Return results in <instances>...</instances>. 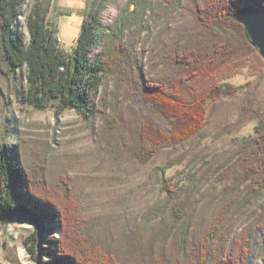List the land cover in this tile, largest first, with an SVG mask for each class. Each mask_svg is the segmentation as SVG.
I'll list each match as a JSON object with an SVG mask.
<instances>
[{
  "label": "rangeland",
  "instance_id": "1",
  "mask_svg": "<svg viewBox=\"0 0 264 264\" xmlns=\"http://www.w3.org/2000/svg\"><path fill=\"white\" fill-rule=\"evenodd\" d=\"M209 1L145 0L136 15L128 14L122 40L110 41L111 29L132 4L110 0L91 53L92 59L103 51L111 55L110 70L100 75L93 116L76 110L58 114L54 104L39 110L24 100L27 68L1 73L0 142L10 159L40 178L54 197H65L68 205L63 202L61 211L69 218L67 226L72 212L78 213V237L70 241L76 247L101 249L122 264H225L247 231V264L264 263L259 230L264 190L248 180L244 163L264 115V60L244 30L202 24L198 8ZM87 2L41 0L65 52L76 45ZM32 7L26 2L17 22L27 38ZM125 47L132 55L123 70L116 53ZM196 49L202 58L214 59L212 75L194 82L199 95L215 81L240 91L208 106L199 134L161 148L142 164L133 150L143 121L165 133L174 128L144 96L145 84L179 82L189 73L182 56ZM61 211L51 223L20 213L0 222V264H77L74 257L62 262L55 244L66 234L71 239L69 229L63 236ZM212 234L204 260L203 240Z\"/></svg>",
  "mask_w": 264,
  "mask_h": 264
},
{
  "label": "trees",
  "instance_id": "2",
  "mask_svg": "<svg viewBox=\"0 0 264 264\" xmlns=\"http://www.w3.org/2000/svg\"><path fill=\"white\" fill-rule=\"evenodd\" d=\"M28 1L33 3L27 17L29 38L20 31L17 23L21 16L20 10ZM87 1L80 35L72 52L68 53L61 47L58 31L50 30L48 9L43 6L41 0H0V75L2 72L14 74L27 68L24 100L39 110H46L54 104L58 114L66 110H76L86 116L96 114L93 105L99 90L100 75L110 70L111 55L103 51L92 59L91 53L98 46L97 33L102 25L101 15L110 0ZM131 1V7L123 10L117 24L111 29L110 41L122 40L129 25L128 14L136 15L137 9L145 2ZM245 7L264 8V0H212L198 8V18L208 29L239 28L246 32L235 20L236 13ZM224 47L222 46V49ZM116 54L117 65L125 70L132 49L125 47ZM182 59L188 66L187 76L172 86L161 81L147 82L143 89L144 96L173 121L174 128L165 133L157 129L152 121H143L138 133V145L133 150V154L142 164L149 163L161 148L178 145L199 134L205 126L208 106L240 91L231 83L215 81L209 92L199 95L194 82L201 76L212 75L214 59L202 58L197 49L185 53ZM186 95L190 99L185 100ZM255 133L252 151L244 159L245 171L255 189L264 190V115L256 124ZM8 152L0 142V222H7L19 213L38 215L46 223L53 222L58 214L57 210L61 211L65 207L63 202L68 205L65 197L61 194L54 197L50 190L42 185L40 178L30 176L27 170L10 159ZM61 214L63 236L68 229L71 233V239H66V234L59 243H55L59 252L63 253L62 262L74 257L77 264H122L114 254L88 246L86 248L80 245L78 248L71 243V240L76 242L78 237V213L73 211L72 216L70 215L71 227L67 226L69 218L66 213L61 211ZM259 230L264 241V223L259 226ZM214 237L212 234L203 240L204 260L207 259V249ZM249 242L248 233L245 231L236 246L235 255L227 256L224 263L247 264L250 255ZM187 262L183 264H189Z\"/></svg>",
  "mask_w": 264,
  "mask_h": 264
},
{
  "label": "water",
  "instance_id": "3",
  "mask_svg": "<svg viewBox=\"0 0 264 264\" xmlns=\"http://www.w3.org/2000/svg\"><path fill=\"white\" fill-rule=\"evenodd\" d=\"M235 20L245 28L250 44L264 60V8H242L236 13Z\"/></svg>",
  "mask_w": 264,
  "mask_h": 264
}]
</instances>
